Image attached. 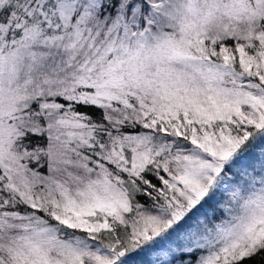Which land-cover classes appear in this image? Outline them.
Wrapping results in <instances>:
<instances>
[{
  "label": "snow or ice",
  "instance_id": "obj_1",
  "mask_svg": "<svg viewBox=\"0 0 264 264\" xmlns=\"http://www.w3.org/2000/svg\"><path fill=\"white\" fill-rule=\"evenodd\" d=\"M0 264H264V0H0Z\"/></svg>",
  "mask_w": 264,
  "mask_h": 264
}]
</instances>
